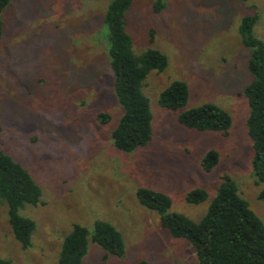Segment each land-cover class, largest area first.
I'll return each instance as SVG.
<instances>
[{
    "label": "rangeland",
    "instance_id": "rangeland-1",
    "mask_svg": "<svg viewBox=\"0 0 264 264\" xmlns=\"http://www.w3.org/2000/svg\"><path fill=\"white\" fill-rule=\"evenodd\" d=\"M111 0H10L2 11L0 38V150L19 162L41 189L37 205L19 214L35 222L31 244L14 237L7 205L0 199V258L14 264H58L61 241L74 223L90 232L96 220L122 234L124 254H108L88 242L81 264H198L189 241L170 236L159 215L137 199L139 187L156 189L171 199L168 212L199 220L226 174L264 223L257 194L251 140L243 93L252 79L250 51L241 43V18L257 13L254 27L264 42V0H132L125 12L132 50L147 48L167 57L164 71H149L142 92L152 113L151 139L130 152L116 149L111 131L123 108L108 63L107 24ZM153 35L151 41L150 36ZM188 86L186 104L177 111L158 103L172 81ZM214 103L232 123L226 136L188 128L179 112ZM110 119L100 123L99 113ZM219 159L211 171L200 164L209 150ZM202 187L207 198L185 201Z\"/></svg>",
    "mask_w": 264,
    "mask_h": 264
},
{
    "label": "trees",
    "instance_id": "trees-1",
    "mask_svg": "<svg viewBox=\"0 0 264 264\" xmlns=\"http://www.w3.org/2000/svg\"><path fill=\"white\" fill-rule=\"evenodd\" d=\"M10 0H0V38L2 36V11ZM132 0H111L103 20L107 24L108 63L113 73V87L117 101L123 108L117 125L111 131L113 146L130 152L143 146L151 139L152 113L149 100L142 92L144 79L151 70L164 71L168 60L164 53L147 48L136 55L132 50V39L126 30L125 12ZM159 0L155 9H161ZM259 15L248 14L241 18L239 32L241 43L249 49L247 68L252 76L243 89L249 104L246 119L247 134L251 140L252 173L255 183L264 182V42L254 32ZM151 41L153 35L150 36ZM188 99V86L184 81L174 80L164 88L158 97L161 107L173 111L182 108ZM100 123L110 119L108 113H99ZM180 124L200 131L218 132L228 135L232 123L230 114L214 103H204L177 115ZM219 155L209 149L200 164L209 172L218 163ZM207 191L196 187L185 195V201L192 204L203 202ZM138 202L159 215L161 226L170 236L184 238L194 247L198 264H264V223L240 196L238 187L231 177L224 174L206 212L199 220L168 212L170 197L159 190L139 187L136 190ZM41 189L29 171L10 155L0 150V199L7 205V218L11 231L23 248L31 244L35 222L19 214L25 204L37 205ZM257 198L264 206V188ZM94 242L108 254L122 256L125 244L121 232L110 222L96 220L93 230L78 223L61 241L58 264H81L87 252L88 242ZM0 264H14L0 258ZM141 264H146L142 262Z\"/></svg>",
    "mask_w": 264,
    "mask_h": 264
}]
</instances>
